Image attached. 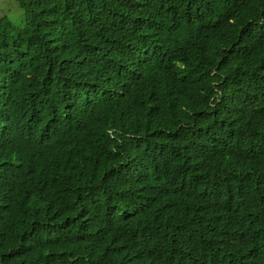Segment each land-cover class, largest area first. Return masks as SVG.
Listing matches in <instances>:
<instances>
[{
  "label": "trees",
  "instance_id": "obj_1",
  "mask_svg": "<svg viewBox=\"0 0 264 264\" xmlns=\"http://www.w3.org/2000/svg\"><path fill=\"white\" fill-rule=\"evenodd\" d=\"M17 1L0 264H264V0Z\"/></svg>",
  "mask_w": 264,
  "mask_h": 264
},
{
  "label": "rangeland",
  "instance_id": "obj_2",
  "mask_svg": "<svg viewBox=\"0 0 264 264\" xmlns=\"http://www.w3.org/2000/svg\"><path fill=\"white\" fill-rule=\"evenodd\" d=\"M0 17H7L17 25H23L25 11L17 0H0Z\"/></svg>",
  "mask_w": 264,
  "mask_h": 264
}]
</instances>
